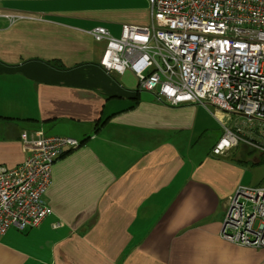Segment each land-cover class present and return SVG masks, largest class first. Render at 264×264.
<instances>
[{
    "label": "crops",
    "instance_id": "crops-1",
    "mask_svg": "<svg viewBox=\"0 0 264 264\" xmlns=\"http://www.w3.org/2000/svg\"><path fill=\"white\" fill-rule=\"evenodd\" d=\"M149 19L148 0H0V166L24 160L22 131L80 144L51 166V214L0 236V264H264V248L219 235L243 173L229 151L262 156L213 155L219 112L162 104L98 65L89 30Z\"/></svg>",
    "mask_w": 264,
    "mask_h": 264
},
{
    "label": "built area",
    "instance_id": "built-area-1",
    "mask_svg": "<svg viewBox=\"0 0 264 264\" xmlns=\"http://www.w3.org/2000/svg\"><path fill=\"white\" fill-rule=\"evenodd\" d=\"M148 4L146 24L122 23L118 36L100 25L89 30L94 41L104 43L98 65L106 73L132 72L137 88L162 104H200L219 112L223 131L213 155L243 145L264 156V0ZM19 141L24 160L0 166V236L9 228L36 227L51 214L45 195L51 166L80 145L41 130L22 131ZM219 235L239 246L264 248V184L234 190Z\"/></svg>",
    "mask_w": 264,
    "mask_h": 264
},
{
    "label": "rangeland",
    "instance_id": "rangeland-1",
    "mask_svg": "<svg viewBox=\"0 0 264 264\" xmlns=\"http://www.w3.org/2000/svg\"><path fill=\"white\" fill-rule=\"evenodd\" d=\"M210 120L211 119H209L208 122H210ZM199 144L200 146L198 145L196 147L197 149L203 147V149H206V151L208 150L209 146L207 147V140H201ZM229 152H231L228 153L231 159H237L245 162V163L238 161L236 162L237 164H239L238 166H241L240 168L243 171L240 177L241 186L247 187V186H254L257 184H264V162H259L260 160L258 159V162L253 163L254 156L251 154H244L240 152L238 148H234Z\"/></svg>",
    "mask_w": 264,
    "mask_h": 264
},
{
    "label": "trees",
    "instance_id": "trees-1",
    "mask_svg": "<svg viewBox=\"0 0 264 264\" xmlns=\"http://www.w3.org/2000/svg\"><path fill=\"white\" fill-rule=\"evenodd\" d=\"M236 161L241 162L240 160H236ZM259 162H264V158H263V156L261 157V159H260ZM242 163H245V162L242 161Z\"/></svg>",
    "mask_w": 264,
    "mask_h": 264
}]
</instances>
